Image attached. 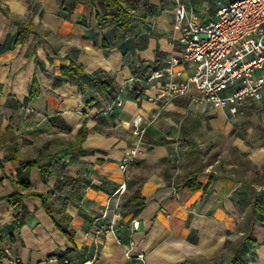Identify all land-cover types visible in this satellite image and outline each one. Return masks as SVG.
<instances>
[{
    "label": "crops",
    "instance_id": "0c3cea01",
    "mask_svg": "<svg viewBox=\"0 0 264 264\" xmlns=\"http://www.w3.org/2000/svg\"><path fill=\"white\" fill-rule=\"evenodd\" d=\"M104 12L101 0H0V264H128L123 244L144 251L146 264H231L236 253L246 264H264V213L254 225L248 217L255 199L264 203V181L224 156L227 140L203 136L235 131L232 148L255 163L264 137L250 156L240 116L196 107L189 96L157 99L169 78L152 76L180 50L173 0H137L127 32ZM19 21L36 31L15 46ZM72 62L97 80L84 92L74 77L61 79ZM102 73L113 79L108 93L99 86ZM138 118L146 133L122 172ZM33 160L52 171L44 181L32 166L28 181L51 197L54 218L39 197L22 200L23 216L8 201L22 190V164ZM123 183L127 191L116 194ZM103 225L117 231L103 233Z\"/></svg>",
    "mask_w": 264,
    "mask_h": 264
},
{
    "label": "built area",
    "instance_id": "2783aa9c",
    "mask_svg": "<svg viewBox=\"0 0 264 264\" xmlns=\"http://www.w3.org/2000/svg\"><path fill=\"white\" fill-rule=\"evenodd\" d=\"M173 3V27L177 33L173 44H179L180 50L152 76L169 78L157 99L189 96L196 107L207 104L227 110L232 117L244 115L248 106L260 104L264 100V0H234L221 6L212 17L200 13L190 0ZM192 89L197 94H192ZM23 111L26 115L34 112L29 107ZM106 112L112 113L113 106L107 105ZM134 125L137 140L120 162L122 172L134 163L146 133L142 118L136 119ZM126 191L127 184L123 183L116 194ZM100 231L117 230L103 225ZM122 246L128 264H146L144 251ZM0 253L2 258V249Z\"/></svg>",
    "mask_w": 264,
    "mask_h": 264
},
{
    "label": "trees",
    "instance_id": "16d2710c",
    "mask_svg": "<svg viewBox=\"0 0 264 264\" xmlns=\"http://www.w3.org/2000/svg\"><path fill=\"white\" fill-rule=\"evenodd\" d=\"M81 1H85V0H81ZM232 1L234 0H231L230 2ZM101 2L103 3L104 6L105 19H110L113 22L119 23L122 29L126 32L129 31V26L132 29L134 28L133 19L135 18V15L132 14V12L130 11H133L135 9L137 0H101ZM65 4L66 3H62V7H65ZM68 9L71 11L73 7L70 6ZM152 9L155 10L157 8L156 6H151V10ZM210 9L213 14L216 13L217 9H213V8ZM17 25H18V31L14 40L15 46L26 43L28 41L29 35L36 31L34 26L31 23H28L27 21H19L17 22ZM100 76H101V79L99 81L100 88L106 93L110 92L113 86L112 77L105 73H102ZM71 77L75 78V81L80 86L82 92L86 90V86H85L86 84L97 81L96 79L93 78V76L86 73L84 68L77 62H72L70 66L62 70V77H61L62 80H67L70 79ZM84 132L85 130L80 131V138H82ZM32 166H37L42 170L44 181H46L47 178L52 174L50 166L47 163H40L36 160L24 162V164H22L21 167V170L25 173L23 183L21 185L22 190L16 191L14 194L9 196L8 201L10 202V204L14 206H18L23 216L25 213V208L22 204V200L25 197H29V196L39 197L43 202L46 212L52 218H54V203L51 197L48 194L39 193L30 190V184L28 181V171ZM191 187L194 189L199 188V184L195 183ZM263 206L264 203L262 201L255 199L254 207L248 214L250 222H252L250 223L251 225H254L255 222H257L259 215L264 213ZM252 228L253 226H251V230ZM248 230H250V228ZM72 236H73L72 234L68 233V237L70 238V240H72ZM248 237L249 238L251 237L250 234L248 235ZM66 258L67 255L60 256L61 260H65ZM231 264H246V263L241 258L240 254L236 253L231 260Z\"/></svg>",
    "mask_w": 264,
    "mask_h": 264
},
{
    "label": "rangeland",
    "instance_id": "374dc122",
    "mask_svg": "<svg viewBox=\"0 0 264 264\" xmlns=\"http://www.w3.org/2000/svg\"><path fill=\"white\" fill-rule=\"evenodd\" d=\"M193 1L192 3L197 5L199 12H204L207 17L214 16L210 8L217 9L219 5H225L230 2V0ZM236 123H240V140H242L249 147V154L251 156L254 148V143L257 141L258 137H264V100L260 104H258L256 108H253V111L241 115L240 119ZM237 136L238 134H236L235 131L230 133L228 138L224 137V135H221L220 132H213L211 134L207 133L205 136H203V138L212 140L214 142L227 140L228 145L225 149L226 154H224V156L227 157V159L233 158L234 160L240 161V173L242 175L245 174L247 176H250L251 180H254L256 183L263 182L264 157L261 159V161L258 160L255 163L253 162V160L248 159V153L242 154L240 152V156H237L238 153L235 149L232 148V142Z\"/></svg>",
    "mask_w": 264,
    "mask_h": 264
}]
</instances>
